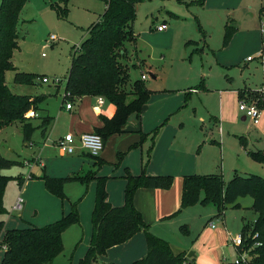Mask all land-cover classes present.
I'll return each mask as SVG.
<instances>
[{"label":"rangeland","instance_id":"1","mask_svg":"<svg viewBox=\"0 0 264 264\" xmlns=\"http://www.w3.org/2000/svg\"><path fill=\"white\" fill-rule=\"evenodd\" d=\"M57 5L66 7L60 0H25L17 25L15 69L6 72V83L16 94L45 96L40 116L32 121L39 126L44 116L52 117L46 130L50 145L42 157H53L44 163L57 173L48 174L79 178L65 183L63 196L51 193L43 176L25 179L30 172L25 160L44 147L43 128L35 129L33 146L23 141L20 122L0 129V155L14 161L2 169L10 178L3 192L7 211L0 213L4 228L44 226L70 212L76 203L80 220L63 232L64 250L54 264H79L92 237L100 181L105 182L107 200L120 206L126 200L128 171L138 175L144 169L148 176H173L169 190L140 187L135 192V208L150 232L166 239L177 255L194 251L193 264H236L239 252L232 238L253 220V198L239 197L237 205H225L223 214L216 204L201 199L181 208L182 182L191 174H220L226 182L236 172L264 177V162L250 153H264V123L254 125L243 118L238 96L242 89L261 92L264 87L260 58L264 0H139L133 22L136 40L128 44L127 57L122 60L129 66L131 81L146 75L151 97L142 117L132 114L124 132L105 139L98 157L83 147L72 153L63 151L59 142L68 115L83 110L86 116H96V109L103 105L99 97L87 95L71 101L74 109L68 111L63 97L75 46L89 36L88 28L105 12L106 4L104 0H69L65 16L57 12ZM227 25L237 30L225 43ZM51 34L57 40L50 42ZM249 55L254 60L249 61ZM16 70L36 77L31 82H16ZM261 109L264 113L263 103ZM211 123L215 124L213 131ZM82 134L73 133L76 139ZM19 177L24 179L21 187ZM160 192L167 193V199L157 197ZM19 195L25 200L24 210L14 211ZM205 195L202 190L201 198ZM165 210L168 213L163 217ZM182 225H187L188 232L182 231ZM129 241L108 248L92 264H130L146 254L144 230L132 237V250L126 248ZM5 250L3 231L0 264Z\"/></svg>","mask_w":264,"mask_h":264},{"label":"trees","instance_id":"2","mask_svg":"<svg viewBox=\"0 0 264 264\" xmlns=\"http://www.w3.org/2000/svg\"><path fill=\"white\" fill-rule=\"evenodd\" d=\"M68 1L60 0L66 7L55 6L60 15H66ZM138 1L104 0L105 12L88 28L89 36L75 46L67 76L64 102L76 101L83 96L91 95L103 97L114 104V114L111 117L102 115L103 125L95 129V132L102 136L104 144L109 135L125 131L132 114L142 117L144 107L151 97L144 79L131 81L129 66L122 60L127 57L128 44L136 40L133 22ZM24 3L25 0H1L0 2V129L20 122L23 124V141L30 143L35 129L41 127L45 132L52 117L44 116L42 123L35 126L32 116L27 115L38 112L45 96L16 94L6 83V72L9 69H15L13 57L15 50L19 47L17 25ZM236 30L237 27L234 25L226 26L225 43L229 42ZM35 77V74L24 71L16 70L15 73L16 82H31ZM130 96L133 98L130 99ZM239 99L256 102L261 107V104H264V92H249L242 89L239 91ZM153 132L157 133L158 130ZM250 153L264 162V153L260 150ZM13 163V160L0 155V213L7 211L4 206L3 192L10 179L2 173V169L10 167ZM78 178V176L43 175L47 189L58 196L64 195V185L67 181ZM126 178V200L120 206H115L107 200L105 182L103 179L100 181L93 211L92 237L87 252L80 259L79 264H92L99 255L106 253L108 248L125 243L141 230L145 232L147 251L143 257L130 264H193L192 257H187V253L175 254L166 239L150 232L141 213L134 205V195L138 188L169 189L173 185V176H148L143 169V172L138 175L128 171ZM18 180L19 185L22 186L23 178L19 177ZM202 190L206 193L203 199L201 198ZM246 195L253 198L252 208L257 214V219L254 223L245 224L242 231L244 235L248 231L259 233L257 237L247 240L249 242L247 247L249 263L247 264H264L263 176L236 172L226 182L222 175L215 173L185 175L181 208L201 199L202 202L211 201L216 204L219 213L223 214L226 204L237 205L235 204L237 199ZM79 220L77 204L72 203L70 212L44 226L33 225L7 229L4 232L6 250L2 264H52L64 250L63 232ZM4 225L5 222L0 220V235L4 231ZM181 227L183 232H188L187 225ZM256 241H260L261 245L252 247Z\"/></svg>","mask_w":264,"mask_h":264},{"label":"crops","instance_id":"3","mask_svg":"<svg viewBox=\"0 0 264 264\" xmlns=\"http://www.w3.org/2000/svg\"><path fill=\"white\" fill-rule=\"evenodd\" d=\"M160 31H162V30H160ZM263 39H264V36H263ZM251 55H249L248 56V58L250 57ZM260 58L262 59V62L264 63V58L263 57H261L260 56ZM249 61H252V60H254V57L252 58V59H248ZM195 91V90H194ZM196 91H197V89H196ZM244 91H249V92H253L251 89H247V90H245L244 89ZM257 92H259V91H257ZM239 96V95H238ZM104 100H105V98H104ZM105 101H107V100H105ZM104 101V103H103V105H102V107H98V109H96V116H98V117H96L95 115L93 116V115H89L88 114V116H86V113L82 110L81 111V113H71L70 115H68V117H69V120H68V125L66 126V130H65V132H61L60 133V137H61V139L63 138V137H65V135L66 134H68V133H76V134H80V133H86V132H93V131H95V129L97 128V127H101L102 125H103V119H102V115L103 114H105V116H107V117H111L113 114H114V112H115V106H114V104H112V103H106ZM66 109L68 110V111H73V109H74V105H73V107L72 108H70V109H68L67 107H66ZM95 114V113H94ZM29 115H31V113L29 114ZM38 116H40L39 115V113L38 112H36L34 115H32V119L33 118H36V117H38ZM243 118L244 119H246L245 118V116H243ZM262 119H261V121H260V123H259V125H262V123H264V121L262 122V120H263V118H264V113H262V117H261ZM33 122V121H32ZM218 121L217 120H215V123H217ZM21 125H23L22 123H21ZM213 125L215 126V124H212L211 123V126H210V129L212 130V128H213ZM37 128H39V127H37ZM43 130V129H42ZM46 130H47V128H46ZM82 131H84V132H82ZM213 131V130H212ZM46 132L47 131H45L44 132V130H43V136L45 137L44 139H45V142H44V147L43 148H40V149H38L37 151L36 150H34V153L31 155V157H29V158H27L26 160H25V164H27L29 167H30V172H29V174H28V176L27 177H25V179H34V178H42L41 176H43L44 174H48V173H50V174H56L57 172H56V170H55V168H53L52 166H51V168H50V170H48V168H47V166H46V164L44 163V159H47V161L49 160L50 161V159L51 158H53V157H48V156H46L45 158L44 157H42L44 154H46V152H47V148H48V146L50 145L49 143H48V141L50 140V138H48V136L46 137ZM33 136V135H32ZM79 137V136H78ZM211 142H213V141H211ZM31 146H33V143H32V141L29 143ZM28 143H27V145H29ZM81 147V145H79V143H77V145H76V147H75V149H78V148H80ZM105 147V146H104ZM84 149V148H83ZM75 151V150H74ZM75 158V159H74ZM73 159L74 160H79V157H74ZM81 158V157H80ZM54 160V159H53ZM78 166H76V168H77ZM76 168H73L72 169V171H75L76 170ZM209 174V173H208ZM49 175V174H48ZM23 181H24V179H23ZM23 184H24V182H23ZM182 185H183V182H182ZM23 186V185H22ZM21 187V186H20ZM172 188V187H171ZM171 188H169V189H171ZM158 189H160V188H158ZM157 189V190H158ZM169 189H163V190H169ZM19 196H22V195H19ZM18 196V197H19ZM23 197V196H22ZM157 197H159V198H161V199H167V197H168V194L167 193H157ZM18 199V198H17ZM17 201V200H16ZM16 203V202H15ZM14 203V204H15ZM24 203H25V200H24V202H23V206H24ZM114 205V204H113ZM22 206V208L20 209V210H24V207ZM13 210L14 211H18V210H15L14 209V205H13ZM167 213L168 212H166V210L164 211V212H162V215H163V217H166L167 216ZM64 214H66V213H64ZM63 214V215H64ZM256 219H257V214L256 213H254V218H253V220H251V221H249V222H251V223H254L255 221H256ZM7 230V228H4V232ZM130 241L129 242H131V240H132V238L131 239H129ZM135 240V239H134ZM139 240H140V237H139ZM126 243V244H129V245H126L127 247V249L128 250H132L133 248H134V245L132 244L133 243V241L131 242V243ZM120 245H124V244H120ZM89 246V245H88ZM146 251H147V247H146ZM184 253H186V252H184ZM56 258H55V260L52 262V264H54L55 262H56ZM242 264H244V263H242Z\"/></svg>","mask_w":264,"mask_h":264},{"label":"built area","instance_id":"4","mask_svg":"<svg viewBox=\"0 0 264 264\" xmlns=\"http://www.w3.org/2000/svg\"><path fill=\"white\" fill-rule=\"evenodd\" d=\"M159 30H162V26H158ZM264 32V27L262 29ZM57 36L55 34H51L49 37V41L53 42L57 40ZM261 57H264V48L263 51L260 55ZM253 57H249L248 59H252ZM142 79H146V75L142 73ZM42 80L44 82H48L49 78L43 77ZM59 81V79H56ZM196 91V89H192V91ZM261 92H264V87L261 90ZM104 98L99 97V105H102L104 103ZM66 107L68 109L73 107V104L71 102H66ZM239 109L244 113V116L248 119L251 120V122L254 125H258L261 121L262 117V109L257 105L256 102L253 101H248L246 99H240L239 100ZM263 136L262 139L264 140V129L262 131ZM81 143V147H83L85 150H87L91 155L93 156H98L99 153L104 149V141L103 138L100 134L97 132H86L83 133L80 137L77 139L72 133H68L61 139L59 142V145L61 146L63 151H67L69 153H72L75 150V147L77 143ZM24 198L22 196H19L15 205L14 209L15 210H20L23 206ZM259 235L258 232H252L248 231L247 234L244 235L243 231L241 233H237L233 236L232 242L236 245L237 248H239V257L235 260L236 264H242V263H249V249L247 248L249 246V242L247 240H251L254 237H257ZM248 242V244H247ZM261 245L260 241H256L254 246H259ZM251 247V246H250Z\"/></svg>","mask_w":264,"mask_h":264},{"label":"water","instance_id":"5","mask_svg":"<svg viewBox=\"0 0 264 264\" xmlns=\"http://www.w3.org/2000/svg\"><path fill=\"white\" fill-rule=\"evenodd\" d=\"M35 113L34 112H32L31 113V115H27L28 117H30V116H32V115H34ZM246 118V117H245ZM79 145H81V143L79 142ZM193 256H195V252L194 251H191V252H189L188 254H187V257H189V258H191V257H193Z\"/></svg>","mask_w":264,"mask_h":264}]
</instances>
